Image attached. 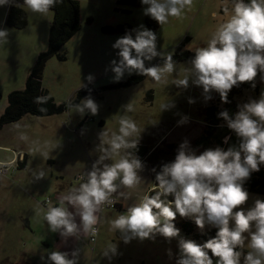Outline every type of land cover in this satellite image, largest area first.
I'll list each match as a JSON object with an SVG mask.
<instances>
[{"label": "rangeland", "instance_id": "rangeland-1", "mask_svg": "<svg viewBox=\"0 0 264 264\" xmlns=\"http://www.w3.org/2000/svg\"><path fill=\"white\" fill-rule=\"evenodd\" d=\"M78 2L80 28L61 46L58 54L64 59L56 55L49 58L40 77L41 88L53 98L55 105L68 103L74 98L76 91L81 89L82 83L88 88L118 83L112 82L114 74L109 65L111 60L117 58L118 50H114L112 44L125 32H103L102 26L127 25L128 30H131L144 25L156 33L158 50L166 56L173 54L179 44L190 51L205 47L216 27L231 15L230 11H224L225 7L231 8L228 0H193L191 8L185 10L181 18H169L167 24L160 26L155 20L143 15L140 0L137 5L117 4L116 0ZM22 5L23 3L20 6L27 18V23L22 28L4 24L8 5L0 6V29L9 30L8 43L0 44L2 104L5 102L7 90L24 87L25 78L37 54L46 48L49 23L52 19L51 10L46 15H41L30 12ZM159 59L162 57L147 62L148 66ZM175 62L176 72L168 76V83L157 84L151 78L143 77L130 85L103 90L93 98L99 105L97 115L89 113L81 117L74 109L68 108L62 113L47 116L24 114L19 120L0 128V161L8 160L12 155L10 149L15 148H21L27 157L26 170L12 173V165L9 164L7 170L0 174V264H44L41 255L45 254V250L71 253L75 249L80 253L79 264H175L178 253L176 239L169 243L163 237L157 236L155 241L133 239L125 244L119 232L110 230L111 220L125 212L129 206L139 203L147 190L154 188L156 182L151 179L153 173L150 162L145 161L146 159L142 160L145 169L140 173V183L132 189L120 188L113 193L116 206L108 209L99 207V218L95 225L98 233L93 241L86 234L75 237L77 246L74 245L69 250L59 248L56 239L58 233L50 232L43 219V209L54 202V188L57 184H64L67 193L69 189L78 187L79 177L86 174L85 171L79 174L78 169L91 168L92 163L101 155L96 149L99 144L98 133L102 129L108 132L109 137L112 133H118L121 117L134 120L141 129V137L137 134L131 140L140 138V145L156 148L165 154L160 159L161 163L174 159L176 149L185 138L192 148L197 149V154L206 148L219 146L210 134L205 142L200 138L208 129L212 135L222 133L224 127L219 125L223 121L217 120L210 124L206 110L209 107L221 110L225 108L224 104L217 100V93H212L213 98L205 102L201 89L190 86L187 90H181L171 85L173 79L184 77V68L187 66V61ZM89 74L94 76L91 83L86 80ZM129 77L125 74L121 81ZM262 90L264 84L258 79L255 89H243L240 94L235 95V112L238 103L259 98ZM189 98H193L195 103L189 104ZM171 101H174L175 107L162 111L161 106ZM127 104L132 106V111L123 108ZM185 115L189 117V122L177 126V121ZM22 134L28 139L22 140ZM224 137L220 136L222 143ZM48 158L55 162H48ZM113 162L105 161L109 164ZM39 170L45 171L46 175L44 179L36 181L34 172ZM64 170L67 171L66 174ZM61 172L64 179L57 177ZM249 193V206L256 196L262 198L258 193ZM46 199L49 202L45 203ZM117 200L121 203L120 209H117ZM178 221H189L193 230L201 233L194 222L179 216L175 221L177 228L180 229ZM180 235L201 243L181 229ZM110 244L118 245V254L111 261L103 256ZM169 249L173 254L171 257L168 255ZM248 250L247 247L243 249L245 252Z\"/></svg>", "mask_w": 264, "mask_h": 264}, {"label": "clouds", "instance_id": "clouds-1", "mask_svg": "<svg viewBox=\"0 0 264 264\" xmlns=\"http://www.w3.org/2000/svg\"><path fill=\"white\" fill-rule=\"evenodd\" d=\"M60 0H23L22 7L32 13L46 15ZM143 15L162 26L169 18H181L190 9L193 0H140ZM230 18L220 23L212 32L205 47L195 50L187 61L184 77L175 78L171 85L187 90L190 86L202 90L205 102L217 93L222 104H229L228 97L234 88L249 84L255 89L257 80L264 84V0H228ZM10 5V0H0V6ZM9 30L0 29V44L8 43ZM116 59L110 61L114 74L112 82H120L125 74L151 78L157 84L168 83V76L176 72V62L171 53L164 56L157 47V35L153 30L139 25L128 30L112 44ZM157 57L163 64H152ZM108 71V69H106ZM86 80L91 83L94 76ZM81 88H87L82 83ZM50 97H36L34 102L45 104ZM188 103H195L193 98ZM70 109L83 117L97 115L99 105L89 95L80 103L69 104ZM175 107L174 101L161 106L162 111ZM132 111L130 104L124 105ZM46 112V108H39ZM217 118L236 143L226 149L209 147L197 154L185 138L176 149L172 161L163 163L155 173L154 194L129 206L125 212L110 221V230L119 232L121 240L128 244L133 239L155 241L157 236L169 243L178 241L175 264H264V198L256 196L249 206L250 193L244 187L251 175L264 166V90L259 98H250L237 104V111L230 114L223 109ZM189 117L182 116L177 126L185 125ZM118 133L101 130L96 149L101 155L91 169L79 177L78 187L69 189L60 206L48 204L43 209V219L48 230L61 238L77 237L79 233L95 237L98 229L96 215L99 207L109 201L120 188L132 189L140 181L144 162L136 155L139 140H131L141 129L127 117L119 120ZM22 140H27L25 134ZM232 135L223 138L228 144ZM129 149H135V154ZM37 150V149H35ZM47 156V154H44ZM118 157V159H116ZM113 160V163H105ZM45 171L34 172L36 181L45 178ZM171 197V199H169ZM70 205L71 209L66 206ZM77 216L79 222H77ZM177 216L194 222L201 234L205 229L215 230L202 243L181 237L176 227ZM247 247V252L243 251ZM117 244H110L103 256L111 261L116 256ZM79 250L46 251L41 255L44 264H79ZM168 255L173 254L168 250Z\"/></svg>", "mask_w": 264, "mask_h": 264}, {"label": "trees", "instance_id": "trees-1", "mask_svg": "<svg viewBox=\"0 0 264 264\" xmlns=\"http://www.w3.org/2000/svg\"><path fill=\"white\" fill-rule=\"evenodd\" d=\"M22 3L23 0H10V5H8L7 7V12L5 15L4 24L13 28H22L26 25V14L20 6ZM116 3L123 5H137L139 3V0H116ZM50 10L52 11V19L49 23L46 48L45 50L37 54L36 59L33 65L30 67L25 78L24 87L22 89L12 90L7 94L6 106L0 114V128H2L4 125L19 120L24 114L47 116L62 113L69 108L68 105L70 103H80V100H82L86 96L90 95L92 98H94L106 88H115L130 85L132 83L138 82L143 78V76L133 75L125 81H121L113 85L98 88H81L76 91L74 98H72L68 103L55 105L53 103V98L51 96H48L46 91L41 88L40 77L43 72L45 62L49 58L56 55L60 59H64L63 56H59L58 54L61 46L80 28L79 2L78 0H60V2ZM86 22L90 23V20L86 19ZM128 29L129 27L127 25H116L114 27L105 25L101 27V30L103 32L108 33L126 32ZM194 53L195 51L183 49L182 44H179L175 47L172 55L174 61H188L194 55ZM154 64H163V58L157 60ZM247 88H251L247 83L241 85L240 88H234L230 92L228 97L231 103L224 104V109L229 110L230 114H233L235 112L233 106V97L240 94L243 89ZM36 97L50 98L45 104H37L34 102ZM216 98L218 101H221L218 94ZM41 107L46 108L47 111L40 112L38 109ZM221 110L215 109V107H209L206 110L207 121L210 124L216 123L217 120L222 121L217 118V114ZM222 130V133H220L219 135H212L210 129L205 130V133L202 135L200 140H203L205 142L207 136L210 134L212 139L216 141L219 146L227 148L230 145L235 144L236 138L234 134H230L229 130L226 127H224V129ZM222 135H232V139L228 142V144L222 143L220 139V136ZM168 147L171 148L173 147V145H168ZM152 148L153 147L148 148L146 145L138 144L137 151L135 149H129L127 151H130L133 154H135L136 151V155H138L141 160L146 159L145 161L150 162L151 170L155 167L157 171H159L160 166L163 164L161 163L160 159L163 158L165 154H163L160 150H156V148ZM152 173L153 174L151 179L155 180V173ZM244 187L248 190V192L258 193L262 196V198H264V166L261 167V170L259 172H255L251 175V178L245 183ZM152 194H154L153 189L148 190V192L146 193V195ZM169 199H171V197H169ZM117 209H119V205ZM177 224L186 235L194 237L201 243L210 236L215 235L214 229H208L203 234L194 231L189 221H178Z\"/></svg>", "mask_w": 264, "mask_h": 264}, {"label": "crops", "instance_id": "crops-1", "mask_svg": "<svg viewBox=\"0 0 264 264\" xmlns=\"http://www.w3.org/2000/svg\"><path fill=\"white\" fill-rule=\"evenodd\" d=\"M2 81H3V78L0 75V87L2 85ZM12 90H15V89H9V90H7V92H5L6 93L5 94V102L3 104H2L3 94L1 93V90H0L1 111L6 106L7 94ZM4 148L7 149L8 147L4 146ZM10 151L12 152L11 157L8 160H4V161L2 160L0 162L1 163H10V165H12V173H15V174L18 173L21 169L26 170L27 169V165H26L27 157H26V154L23 152V150H21V148H15V150L10 149ZM47 161L51 162L52 164L55 162V160H53L51 158H48ZM19 164H22V165L19 166ZM90 169H91L90 167H82V168L78 169V172H79V174H82V172L84 173V171L87 173V171H89ZM66 172L67 171L64 170V174H66ZM64 174L61 172V173H59V175L57 177H60V179H64ZM82 175H84V174H82ZM63 185H61V183H58L57 186L54 188V193L56 195L54 196V202H52L53 206H60V201L67 194V192H65L67 189H65ZM146 193L144 194V196L146 195ZM117 202H118L119 207H121V203L118 200H117ZM66 206H68L70 208V210H72L70 205H66ZM96 215L99 218V212L98 211H97ZM76 219H77V222H79L78 216ZM85 235H86L85 233L81 232V233H79V235L77 237H81V236H85ZM56 239H57V242L59 244V248L63 247V248H66L69 250L74 245L77 246V244H78L77 241L75 240V237L61 238L60 235L58 234V235H56Z\"/></svg>", "mask_w": 264, "mask_h": 264}, {"label": "built area", "instance_id": "built-area-1", "mask_svg": "<svg viewBox=\"0 0 264 264\" xmlns=\"http://www.w3.org/2000/svg\"><path fill=\"white\" fill-rule=\"evenodd\" d=\"M10 163H1L0 162V173L2 174L3 172H5L7 170V166L9 165ZM49 202L47 199L45 200V203ZM116 206V201H114L113 197L111 196L109 201L105 202L104 204H102L100 207H105V208H110V207H114ZM89 235V240L90 241H93L95 239V237L91 236L90 234Z\"/></svg>", "mask_w": 264, "mask_h": 264}]
</instances>
